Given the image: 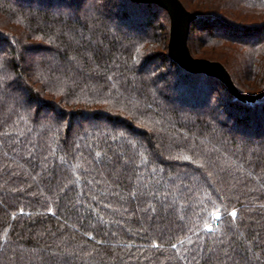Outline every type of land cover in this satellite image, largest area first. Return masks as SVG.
<instances>
[{"label": "trees", "instance_id": "1", "mask_svg": "<svg viewBox=\"0 0 264 264\" xmlns=\"http://www.w3.org/2000/svg\"><path fill=\"white\" fill-rule=\"evenodd\" d=\"M180 1L189 52L229 51L235 90L261 93L264 0ZM65 2L0 0L18 98L0 111V264H222L209 251L231 246L264 264V92L177 64L156 3Z\"/></svg>", "mask_w": 264, "mask_h": 264}, {"label": "water", "instance_id": "2", "mask_svg": "<svg viewBox=\"0 0 264 264\" xmlns=\"http://www.w3.org/2000/svg\"><path fill=\"white\" fill-rule=\"evenodd\" d=\"M136 2H151L163 7L169 15V37L167 42L168 55L181 67L189 71H204L209 74L220 77L230 90L244 99H254L261 96L264 90L255 95L247 96L239 94L224 70L216 61H210L204 58H194L191 56L187 47V34L190 21L194 14L186 10L180 0H133Z\"/></svg>", "mask_w": 264, "mask_h": 264}, {"label": "snow or ice", "instance_id": "3", "mask_svg": "<svg viewBox=\"0 0 264 264\" xmlns=\"http://www.w3.org/2000/svg\"><path fill=\"white\" fill-rule=\"evenodd\" d=\"M4 71V64L2 60H0V111H2L5 106L11 104L14 100H18V98L13 96V93L11 91L6 90L5 88L4 76L2 75ZM13 84L14 82L9 83L8 88H12ZM29 155H31V153H29ZM97 156H99V153H97ZM119 162V158L109 160V163H111L113 167H115ZM133 195H135V193H133ZM49 211H51V209H49ZM21 214H23V210H21ZM229 215L232 217L233 221H235V218L237 216L236 210H233ZM213 219H220V212L218 210ZM212 230L213 229L211 228V226L206 229V231L208 232H211ZM183 243V240L180 241V245H183ZM189 243H191L190 240ZM0 246H3L2 242H0ZM220 246L221 248H224L223 240H221ZM156 247H159V245H156ZM172 248L179 251L177 244H173ZM200 251H203V247H201ZM212 255H215L219 261H222V264H239V261H237V256L243 257V254L234 246L224 248V251L222 253L218 250H210L208 254L209 258H211ZM244 259L247 258L245 257ZM17 264H34V258L31 254L22 252L17 259ZM197 264H202V262L198 261Z\"/></svg>", "mask_w": 264, "mask_h": 264}, {"label": "rangeland", "instance_id": "4", "mask_svg": "<svg viewBox=\"0 0 264 264\" xmlns=\"http://www.w3.org/2000/svg\"><path fill=\"white\" fill-rule=\"evenodd\" d=\"M66 2L65 3H60L59 5H61L62 7H64L65 9H66V11L68 12V11H71V3H74L75 2V0H65ZM82 1H84V6L82 7L83 9H85V8H87V3L90 1V0H79V2H82ZM100 2L99 3H102V0H99ZM186 2V1H185ZM187 3V2H186ZM32 4H35V5H38V1H35L34 3H33V1H32ZM64 4V5H63ZM70 5L69 7H66L65 5ZM188 5L187 6H189V7H191V5H192V3H187ZM59 5H56L55 7H57V6H59ZM216 11L219 13V14H222L223 16H225V18H228V19H231V16H229V15H226L227 13L226 12H228L226 9H224V8H218V9H216ZM236 20V19H235ZM234 20V21H235ZM196 33V34H195ZM192 34H194V36H195V38H198V37H200L201 36V38H203L204 36H203V34H202V32L200 31H197V30H194V33H192ZM204 43V44H203ZM206 43H205V41L204 42H202V43H200V45H199V47L201 48V50L203 49V50H205V48H208V47H210L211 45H209V46H206L205 45ZM225 44H226V42H225ZM228 44V43H227ZM228 46H231V45H228ZM223 48V47H222ZM4 50H7V47L4 49ZM216 50H219V52L217 53V54H213V58H220V60H222V62L221 61H219V60H217V59H215V60H213V61H217V62H220L222 65H224L223 64V61H224V63H226V66H225V68L227 69L228 68V70L229 71H234V72H236L237 73V71H238V65L235 67L234 65L233 66H231V65H229L228 64V58L231 56L228 52H225V54L224 53H222L221 52V50L220 49H216ZM222 50H224V49H222ZM226 50H228V49H226ZM18 51L19 52H22V50H21V48H19L18 49ZM191 54V53H190ZM222 54H224V56L222 55ZM221 55L223 56V57H221ZM191 56L192 57H194V58H204V59H208V58H205V57H200V56H202V55H197L196 57L195 56H193L192 54H191ZM226 56V57H225ZM31 59H33V55L31 56V55H24L23 57H20V60H19V62L21 63V65L22 66H27L29 63H30V60ZM173 77H174V74L172 73V74H166L165 75V78H166V80H170V79H173ZM263 91V90H262Z\"/></svg>", "mask_w": 264, "mask_h": 264}]
</instances>
